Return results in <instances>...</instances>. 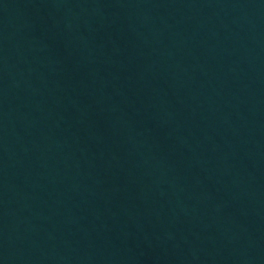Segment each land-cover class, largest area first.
<instances>
[{"label":"water","instance_id":"95a60500","mask_svg":"<svg viewBox=\"0 0 264 264\" xmlns=\"http://www.w3.org/2000/svg\"><path fill=\"white\" fill-rule=\"evenodd\" d=\"M0 264H264V0H0Z\"/></svg>","mask_w":264,"mask_h":264}]
</instances>
